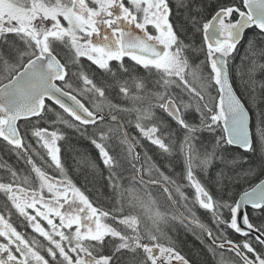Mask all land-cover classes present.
I'll return each mask as SVG.
<instances>
[{
    "label": "snow or ice",
    "instance_id": "6c2138e0",
    "mask_svg": "<svg viewBox=\"0 0 264 264\" xmlns=\"http://www.w3.org/2000/svg\"><path fill=\"white\" fill-rule=\"evenodd\" d=\"M98 75L126 120L88 102ZM69 132L96 152L69 143L74 169ZM3 152L28 171L0 155V264H264V0H0ZM138 184L191 205L175 223L199 259L141 231Z\"/></svg>",
    "mask_w": 264,
    "mask_h": 264
},
{
    "label": "trees",
    "instance_id": "16d2710c",
    "mask_svg": "<svg viewBox=\"0 0 264 264\" xmlns=\"http://www.w3.org/2000/svg\"><path fill=\"white\" fill-rule=\"evenodd\" d=\"M86 66H87V62H85ZM142 75L144 74L143 72L141 73ZM107 81V83L105 82ZM112 83V78L109 77H101V76H97L96 78V84L99 85L100 87H102L105 91V98L103 100H99V96L97 94H93L92 96V100L93 102L97 103L98 101H100L99 103H105L107 105L111 106V112L113 114H115L117 117H119L120 119H127L129 116V113L127 112H119V106L121 103V100L123 99L120 95V93L116 90L115 87H109V84ZM130 88L132 89V92H130V95H132L135 92V85H130ZM145 96H147V93H145ZM187 99V97H186ZM193 102H195V98L193 97ZM105 101V102H102ZM145 104H147V99L145 100ZM104 115L107 116L108 115V109L105 110ZM106 118V117H105ZM49 119H51V116H49ZM113 127H116V125H113ZM132 129L129 128V132H131ZM74 133L69 132V136H70V140L69 141H61L59 142V146L61 147V157L63 162L65 163L66 166H68L70 169H74L75 168V159H74V153L72 151L69 150L68 144H72L74 145L76 148L84 151L86 150L91 157L95 158L96 157V152L95 150L87 143V141L85 140H79L77 138H75ZM35 146V145H34ZM117 149H119V145L116 146ZM38 151H40L41 155L44 154L43 149H38ZM0 155L3 156L4 160H7L10 164H12L17 170L23 169L24 172L28 171L27 166L21 164L19 161H17L16 157L11 156L9 153L7 152H3L0 153ZM153 155H155V152L153 151ZM33 159L35 160V162L40 165L41 161L39 159H37L36 157H33ZM45 159H47V157H45ZM97 162L99 163V161L97 160ZM161 164H163V161H160ZM102 167V165H101ZM199 174V173H198ZM0 175H3L5 180H7L8 178V174L7 173H0ZM129 173H125L124 174V179H123V183L125 185H128L130 183L129 179H128ZM153 177L156 179H159L158 176H156L155 174H153ZM146 179H149V177H145ZM74 179H76L77 183L81 186V187H86L87 188H91L93 187L95 188H102L101 191L103 192V195H100L96 190H93L91 192H89L88 194L93 198L96 199L98 195H100V202L102 204H105L106 207L110 206V204L108 203V197L110 195L109 190L106 188V186L104 185L102 180H99L98 178L94 180V177L92 174H90L88 176V179L85 180V176L84 173H75L74 172ZM168 187L172 190V195L173 197L175 196V187L171 184L168 185ZM137 192L140 194V197H142V201L140 200H136L132 201L131 204L134 206L130 207V203L126 200L124 203V207L126 211H131L132 214L134 216H136L139 220V224H140V229L142 232L145 233H150V232H158V234L163 233V234H167V235H172L175 236L176 233L173 232V228H176L179 232H180V240L181 241H187V246L184 248L185 252H187L190 257L193 260H197L200 257L195 255L196 252V248H192V245H196V247H199L198 241L195 240V237L191 234V233H185L184 230L182 228H180V226L178 224H176L174 221L173 223H169L167 226L164 225L163 223H153L152 221L147 220V216L144 214V212L142 211L143 206H145L146 203H151V205L154 203L156 204L155 206H153V211L154 213L157 215L158 213L160 214H164V216H168V218L172 219V218H177V213L175 211V209L171 206V203L168 199L167 194L162 191L161 188L158 187H153V186H148L145 184H138L137 185ZM117 198L118 195H117ZM181 211L185 214V216H189L190 212L188 209L186 208H181ZM178 219V218H177Z\"/></svg>",
    "mask_w": 264,
    "mask_h": 264
},
{
    "label": "rangeland",
    "instance_id": "374dc122",
    "mask_svg": "<svg viewBox=\"0 0 264 264\" xmlns=\"http://www.w3.org/2000/svg\"><path fill=\"white\" fill-rule=\"evenodd\" d=\"M99 100H101V99H99ZM100 101H98L97 103H99ZM102 102H105V101H102ZM94 103V102H93ZM96 103V102H95ZM103 104H105V103H103ZM108 108H106L105 110H107ZM176 191V190H175ZM177 193V192H176ZM135 202H137V201H135ZM152 203V202H151ZM151 203H146L145 204V206H143V209H142V211L144 212V214L147 216V218L150 220V221H152L153 223H163L164 225H168L169 223H173V221L175 222V220L177 219V218H172V219H170V218H168V216H164V214H160V213H158L157 215L154 213V211H153V206H155L156 204H152L151 205ZM178 210L180 211V213H183L182 211H181V209H179L178 208ZM177 215H178V212H177ZM166 225V226H167Z\"/></svg>",
    "mask_w": 264,
    "mask_h": 264
},
{
    "label": "flooded vegetation",
    "instance_id": "af4514ba",
    "mask_svg": "<svg viewBox=\"0 0 264 264\" xmlns=\"http://www.w3.org/2000/svg\"><path fill=\"white\" fill-rule=\"evenodd\" d=\"M128 96H129V98H130V93L128 94ZM89 103H93V100L92 99H89V101H88ZM128 102H129V100L128 99H125V98H123L122 100H121V103H120V105H122V106H124V105H126V104H128ZM119 110V112H123V111H120V109H118ZM124 113V112H123ZM122 113V114H123ZM125 114V113H124ZM148 186H152V185H148ZM186 191H187V193H188V195L189 196H192L193 195V192H192V190L191 189H186ZM175 196H176V198L179 200V204L177 205L178 207H179V209H183V208H186V209H188L189 210V212H190V208H191V205L190 204H185L184 202H182L181 200H180V197H179V194L178 193H176V191H175ZM168 196V195H167ZM172 197H173V195H172ZM174 198V197H173ZM168 199H169V197H168ZM169 201H170V203H171V206L174 208V205H173V202H172V200H170L169 199ZM184 214V213H183ZM185 215V214H184ZM199 215H200V217L202 218V219H206V217L204 216V213L202 212V211H200V213H199ZM177 218H179V216L177 215ZM147 220H149L148 218H146ZM150 221V220H149ZM23 230V229H22Z\"/></svg>",
    "mask_w": 264,
    "mask_h": 264
},
{
    "label": "bare ground",
    "instance_id": "6f19581e",
    "mask_svg": "<svg viewBox=\"0 0 264 264\" xmlns=\"http://www.w3.org/2000/svg\"><path fill=\"white\" fill-rule=\"evenodd\" d=\"M106 117V120H107V116H105ZM146 179V178H145ZM147 180V179H146ZM176 195V194H175ZM174 199H175V201H176V204H175V206H177L178 204H179V200L176 198V196H174ZM174 206V207H175Z\"/></svg>",
    "mask_w": 264,
    "mask_h": 264
},
{
    "label": "water",
    "instance_id": "95a60500",
    "mask_svg": "<svg viewBox=\"0 0 264 264\" xmlns=\"http://www.w3.org/2000/svg\"><path fill=\"white\" fill-rule=\"evenodd\" d=\"M175 209H176V211L178 212V213H180V211L178 210V208L175 206Z\"/></svg>",
    "mask_w": 264,
    "mask_h": 264
}]
</instances>
